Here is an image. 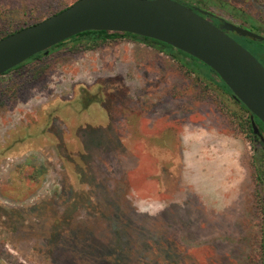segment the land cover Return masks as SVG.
I'll return each mask as SVG.
<instances>
[{"label":"rangeland","instance_id":"rangeland-1","mask_svg":"<svg viewBox=\"0 0 264 264\" xmlns=\"http://www.w3.org/2000/svg\"><path fill=\"white\" fill-rule=\"evenodd\" d=\"M31 1L0 0V24L48 16ZM210 1L264 36L230 13L264 25L255 0ZM70 44L26 64L34 78L0 75V264H264V132L237 126L247 110L145 43Z\"/></svg>","mask_w":264,"mask_h":264},{"label":"water","instance_id":"water-1","mask_svg":"<svg viewBox=\"0 0 264 264\" xmlns=\"http://www.w3.org/2000/svg\"><path fill=\"white\" fill-rule=\"evenodd\" d=\"M127 32L164 42L210 67L264 125V66L231 37L264 36L230 21L215 24L178 0H76L0 39V75L80 32ZM254 132L257 127L252 122Z\"/></svg>","mask_w":264,"mask_h":264},{"label":"trees","instance_id":"trees-1","mask_svg":"<svg viewBox=\"0 0 264 264\" xmlns=\"http://www.w3.org/2000/svg\"><path fill=\"white\" fill-rule=\"evenodd\" d=\"M45 1H46V4H41V6H44V8H42V9H43V11H46L45 15L49 16V15H52L54 13H57V12L63 10L64 8L71 5L76 0H48V1L45 0ZM178 1L183 3L184 5L192 7L194 10H196L200 13H203V15L205 17H208L215 24H219L221 22L226 21V19H224V18L216 15L215 13L211 12L205 6L206 0H203L205 7L200 6L197 3H195L194 1H196V0H178ZM197 1L199 2L201 0H197ZM255 1L264 8V0H255ZM208 2H211V1L208 0ZM33 3H35V2H32L31 0H18V4L13 5V7L25 8V9L29 10V9L33 8ZM214 3H216V2H214ZM30 4H31V6H30ZM37 5L38 4L36 3L35 6H37ZM230 13L232 15H235V16L241 15V16H245L246 18L251 19L254 22L252 24L253 25L255 23L258 24V27L261 28L264 32V25L262 24V22L258 18L252 17L249 13L245 12L243 9L233 6L230 9ZM36 22H38V21H36ZM33 23H35V22H31L28 24H21V23L14 22L11 20H8V21L5 20L2 22V24H0V39L4 36L14 32V31L19 30L20 28H22L24 26H27V25H30ZM229 35L231 37H233L237 42H239L242 46H244L243 43H245V44L249 43L253 47H255V54L254 53H252V54L264 66V41H260L257 39L256 40L251 39L249 37H242V36L237 35L234 32H230ZM120 37H126V38L134 40V41L145 43L149 46H152L156 50H159V51L171 56V58L178 59V61L181 62V64L184 66L185 70L188 73L195 74V77L198 80L203 79V80H207V81L209 80L210 82H213L217 86V88H219L222 92H225V93L231 95V97L236 102L240 103L239 101H237L232 96V93H231L230 89L227 87V85L220 79V77L210 67H208L207 65H205L204 63H202L198 59L186 54L185 52L180 51V50L172 47L171 45H168L164 42H161V41L149 38V37H144V36H140V35H136V34H132V33H127V32H116V31L115 32H109V31H104V30H99V31L98 30H87L84 32H80V33H78V34H76V35H74V36L54 45V46H52V47H50L48 50L50 52L53 49H56L57 47L65 45L66 42H70L71 44L67 47V51L71 54H75L78 51L96 49L97 47L104 45L106 43H109L111 41H114ZM246 42H248V43H246ZM244 47L247 48L246 46H244ZM177 55H179V57ZM41 57H42L41 53H37L34 56L25 60L24 62L14 66L11 69H9L8 71H6L3 74H7L11 71H16L18 73H22L26 70V68H24L26 64L32 63V61L34 59H38ZM187 57L196 61L197 65L193 64L191 62V60L188 61V60L183 59V58H187ZM43 68L44 67L36 66L34 68L27 69L26 72L29 71L28 74H31L32 78H34L39 72L42 71ZM0 90L3 93L4 90L2 88ZM240 105L246 109V107L242 103H240ZM247 112L249 113L248 110H247ZM248 116H249L248 118H246L245 120H241V121L237 119V116H235L234 120H237V126L241 129V131L246 133L247 137H250L252 135V133L254 132L253 124H252L253 121H254V124L258 130L264 129V125L255 116L253 117V120H252L250 118V113ZM263 252H264V250H263Z\"/></svg>","mask_w":264,"mask_h":264},{"label":"flooded vegetation","instance_id":"flooded-vegetation-1","mask_svg":"<svg viewBox=\"0 0 264 264\" xmlns=\"http://www.w3.org/2000/svg\"><path fill=\"white\" fill-rule=\"evenodd\" d=\"M231 31H229L228 32V34L230 33ZM39 53H41V56L42 57H44V56H46L48 53H49V50H48V52L47 53H44V52H39ZM34 56V55H33ZM260 127V126H259ZM263 132H264V129H262V130H258V132H253L252 133V136H253V140L255 139H259V140H263ZM264 216V215H263ZM264 230V229H263ZM263 240H264V234H263V237H262V245H263ZM263 250H264V245H263ZM263 254H264V252H263Z\"/></svg>","mask_w":264,"mask_h":264}]
</instances>
